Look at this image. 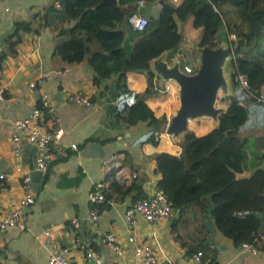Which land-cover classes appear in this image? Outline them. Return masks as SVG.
<instances>
[{"label": "crops", "instance_id": "crops-1", "mask_svg": "<svg viewBox=\"0 0 264 264\" xmlns=\"http://www.w3.org/2000/svg\"><path fill=\"white\" fill-rule=\"evenodd\" d=\"M54 1L0 0V176L4 175L0 179V212L12 211L23 195L20 176L13 168L14 158L10 146L14 130L12 123L16 119L28 117L43 94H49L52 106L62 119L63 141L66 144L76 143L78 150L72 152L67 159L54 164L46 175H42L33 170L37 147L24 143L22 161L26 169H31L35 203L25 217L24 229L11 228L0 236V264H48L50 254L62 249H67L73 264L130 263L134 247L128 242L126 211L145 191L132 183L129 175L136 173L139 177H144L153 174L159 182L161 175L156 173V156L164 152L180 154V142L184 134L174 137L166 133L168 124L181 107L180 84L171 73L176 71L186 77L196 75L197 71L186 74L184 66L195 65L197 55L202 63L207 48H200L198 44L204 29L194 26L192 0H167L176 8L184 41L179 50L180 56L175 59L174 54L173 63L168 61L167 53L151 61L153 71L162 78L166 87L163 93L147 100L152 117H165L166 120L162 132L152 131L149 118L132 124L129 123L130 116L108 109V100L117 99L109 88L116 84L119 71L107 73L101 85L94 84L96 72L90 64L92 58L107 55L111 59L108 60L107 68L117 64L114 59L119 58L117 48L111 45L107 47L105 41L115 37L111 34L114 27L112 20L103 17L91 20L85 18L86 30L95 38L94 42L90 44L82 61L69 63L55 53L60 42L58 31L61 25L56 20L49 25L42 20L49 7L54 6ZM100 2L102 0L93 6V11L98 12L101 8L119 9L122 0L107 5H101ZM157 4L158 1L147 3L146 13L149 16ZM86 10L92 9L89 7ZM25 21L31 22V25L22 33L18 55L2 60L6 37L14 32L17 23ZM74 23H64V26H72ZM221 69L224 77L226 65H222ZM224 80L225 83L219 87L213 103L217 118H197L190 124V130L199 136L217 127L220 116L227 110L229 101L222 98L232 96L234 89L231 75L229 77L226 74ZM127 83L136 93H142L147 88L146 76L141 73H128ZM63 87L87 93L93 100V106L83 108L67 101L62 92ZM177 91L179 98L174 99ZM163 96L172 98V103L158 108L157 102ZM245 99L248 100L247 97ZM246 100L241 103L245 105ZM152 135H156V143L146 141ZM241 137L247 140L245 150L248 157L245 170L238 173L237 178L245 179L255 169L264 168V121H257L253 117L251 126ZM103 180L109 184L108 197L113 204L107 206L98 228H93L88 219L89 195L94 185ZM177 217L175 212L172 221L163 220L158 224L139 218L137 240L152 245L159 256L179 264H195L192 255H188L186 248L174 238L171 231ZM73 218L80 221L78 228L70 224ZM48 231L52 235H47ZM108 231L117 234L125 252L122 256H116L103 244V233ZM206 234L204 245L217 250L215 260L205 259L210 264H264V246L258 254L239 250L231 239L214 226L211 218ZM77 237H81L90 248L98 252L97 259H87L86 252L76 247Z\"/></svg>", "mask_w": 264, "mask_h": 264}, {"label": "trees", "instance_id": "trees-1", "mask_svg": "<svg viewBox=\"0 0 264 264\" xmlns=\"http://www.w3.org/2000/svg\"><path fill=\"white\" fill-rule=\"evenodd\" d=\"M59 1L61 8L52 5L42 17L48 25L53 20L61 25L58 31L60 42L55 53L69 63L82 61L95 39L86 30L85 18H110L114 24L111 34L115 37L105 41L107 47L117 48L119 58L114 59L117 64L110 68L107 65L111 59L107 55L92 58L90 64L96 72L94 84L101 85L107 73L119 71L116 84L109 88L117 99L108 100V109L132 117V124L152 117L147 100L163 93L166 87L162 78L153 71L151 61L167 53L168 61L173 63L172 58L184 41L175 6L165 0L159 17L150 15L146 29L135 31L128 23V16L136 10L138 0H122L119 9L101 8L98 12L86 10L97 1ZM145 1L153 4L159 0ZM192 2L194 26L204 29L198 46L217 50L229 43L230 33H236L239 43H234V48L239 68L248 75L253 85L262 84L264 80L256 81V74L251 76L242 67L240 59L256 71L264 70V48L259 50L264 47V0ZM71 22H75L74 25L64 26V23ZM30 25L31 22L26 21L16 24L14 32L6 37L2 60L18 55L22 33ZM233 71L231 85L234 94L222 98L228 100L229 105L220 116L218 126L201 136L193 130L186 132L178 155L164 152L156 156V173L161 175L159 186L173 202L178 214L172 224L174 238L186 248L188 255L202 251L205 259L211 260H215L217 250L203 243L210 218L236 247L249 241L252 232L264 227V168L255 169L249 178H237V174L245 170L248 157L245 150L247 140L241 134L251 126L253 117L264 121V104L254 102L245 90L237 87ZM130 72L146 76L147 88L144 92L136 93L129 88L127 75ZM244 100L246 104L242 105L240 102ZM165 121V117L153 118L150 124L152 131L162 132ZM155 137L152 135L146 141L155 142Z\"/></svg>", "mask_w": 264, "mask_h": 264}, {"label": "built area", "instance_id": "built-area-1", "mask_svg": "<svg viewBox=\"0 0 264 264\" xmlns=\"http://www.w3.org/2000/svg\"><path fill=\"white\" fill-rule=\"evenodd\" d=\"M54 6L58 9L61 8L60 1L55 0ZM146 8L147 2L140 0L136 10L132 11L128 16V23L133 30L143 31L148 26L150 16L146 13ZM236 40V33H230L228 46L232 49V53L227 57V61L234 66V82L237 87L245 90L254 102L264 104V82L253 85L248 75L241 71L237 62L238 56L234 50ZM179 56V52H176L174 58L178 59ZM184 72L186 74L194 73L189 65L184 66ZM62 92L66 95V100L69 102L83 108L93 106L92 98L81 90L63 87ZM56 111L51 104L49 94L45 93L28 117L16 119L12 123L14 130L11 135L10 146L14 158L13 168L20 176L23 195L12 211L0 212V236L11 228L19 227L24 229L25 217L35 203L31 169H26L22 161L24 143L27 142L37 147L36 163L33 170L42 175H46L54 164L67 159L72 152L78 150L76 143L66 144L63 141V122ZM190 122L192 123L193 120ZM166 133L168 134L167 131ZM2 178H4V175L0 176V179ZM129 178L137 187L143 189L145 194L137 197L126 211L125 221L128 242L134 247L133 260L130 263L124 261L120 264H179L169 258L159 256L152 245L146 242H139L136 236L139 218L151 224H158L163 220L172 221L176 212L173 202L169 200L153 174L139 177L136 173H133L129 175ZM108 196L109 184L106 180L94 185L89 195L90 211L88 219L91 227L98 228L101 218L107 211V206L113 204ZM70 224L78 228L80 221L77 218H73ZM46 234L52 235L49 231ZM102 242L116 256H122L125 253L121 248L117 234L113 231L104 232ZM75 245L78 249L86 252L87 259L94 260L98 258V252L90 248L89 244L81 237H77ZM262 246H264V227L252 232L250 240L243 242L239 246V250L258 254ZM192 261L195 264H210L209 260H205L202 251L193 254ZM48 264H73V262L67 249H62L50 254Z\"/></svg>", "mask_w": 264, "mask_h": 264}, {"label": "water", "instance_id": "water-1", "mask_svg": "<svg viewBox=\"0 0 264 264\" xmlns=\"http://www.w3.org/2000/svg\"><path fill=\"white\" fill-rule=\"evenodd\" d=\"M116 0H102L100 4H114ZM165 0H159L152 8L151 15L158 18ZM95 10V7H91ZM239 39L235 41L238 45ZM207 48L203 55L201 67L193 77H186L183 74L173 71L180 84L181 107L177 114L168 124L166 131L169 135L178 137L190 131L191 120L202 117L217 118V112L213 108L218 89L224 85L222 65L226 64L227 57L232 49L225 43L217 50ZM235 50V48H234ZM213 116V117H212Z\"/></svg>", "mask_w": 264, "mask_h": 264}, {"label": "rangeland", "instance_id": "rangeland-1", "mask_svg": "<svg viewBox=\"0 0 264 264\" xmlns=\"http://www.w3.org/2000/svg\"><path fill=\"white\" fill-rule=\"evenodd\" d=\"M96 1L98 3L100 0H87V2H90V3H94V2L96 3ZM263 48L264 47L262 46L259 50H263ZM196 58H197V62H195V65H191L194 72L198 71L199 68L201 67L200 56L197 55ZM240 63L242 64V67L247 72H250L251 76H252V73L256 74V81L264 80V70L263 71H256L255 69L250 67V64H248L247 62H245L241 59H240ZM225 65H226V74H227V76L230 77V75H232L233 66L228 61H226ZM226 74L224 75L225 78H226ZM178 95H179V93L177 91V94L175 95L174 99H178L179 98ZM171 103H172V98H170L168 96H163V97H160L159 101L157 102V106H158V108H163V107H166L167 104H171ZM149 119H150V124H151L152 123V117H150ZM131 120H132V117L129 118V123H131Z\"/></svg>", "mask_w": 264, "mask_h": 264}]
</instances>
